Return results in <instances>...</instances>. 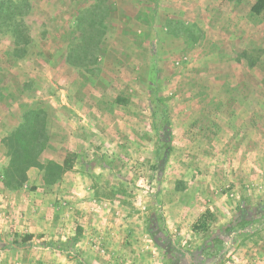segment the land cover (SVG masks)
Masks as SVG:
<instances>
[{"label": "rangeland", "instance_id": "1", "mask_svg": "<svg viewBox=\"0 0 264 264\" xmlns=\"http://www.w3.org/2000/svg\"><path fill=\"white\" fill-rule=\"evenodd\" d=\"M255 1L236 6L238 12L229 7L228 15L210 6L214 13L201 17V27L196 6L186 9L180 0H118L121 14L116 0H81L76 27L54 20L49 5L0 0V62L20 55L14 44L25 49L35 41L39 52L53 40L60 51L74 42V61L87 70L103 65L88 72L87 144L66 148L64 126L57 133L63 140L41 155L57 163L73 153L72 170L49 185L33 167L21 188L8 189V149L0 146V264H51L42 259L55 255L138 264L132 246L108 243L104 227L116 220L142 225L139 250L147 264H251L244 260H255L258 248L264 257V108L251 114L264 104V12L249 17ZM73 28L82 30L74 41ZM11 67L8 77L0 66V83L31 72L26 63ZM112 101L120 103L114 111ZM38 108L30 111L42 115ZM251 156L261 163H248ZM29 234L30 247H3Z\"/></svg>", "mask_w": 264, "mask_h": 264}, {"label": "crops", "instance_id": "2", "mask_svg": "<svg viewBox=\"0 0 264 264\" xmlns=\"http://www.w3.org/2000/svg\"><path fill=\"white\" fill-rule=\"evenodd\" d=\"M84 1V0H83ZM118 0H116V3H114L117 7L116 12L122 13L120 8L118 7L120 4L117 3ZM242 3H239V2ZM258 0H256L254 3H252L251 8H248V13H250L249 17H252V14L254 18H258L260 15H256L252 12V7L257 3ZM30 4L37 6H41L42 9H44V6H51L54 7L48 12L53 14H56L54 16L55 18L58 16L60 21L66 22L70 21L73 22V25L79 24V13L80 10L83 9V6L80 8L81 0H29ZM246 2V3H245ZM182 4L181 6L185 7H192L195 5V12L198 15L196 19V24H199L201 27L204 26L206 23L205 20H202L201 17L205 15L203 19L209 18L213 13L214 10H211L210 6H215V4H219L222 6V11L225 14L228 15V9L230 7L231 10H234L235 12H238L240 9L236 6L244 5L249 3V0H180L179 2ZM178 3V4H179ZM53 4V5H50ZM179 4V5H180ZM84 5V4H81ZM64 6V8L60 9L59 7ZM204 7L207 10L204 12ZM165 10V9H164ZM31 13V12H30ZM182 14V13H180ZM51 16V17H52ZM53 19L50 18V21ZM53 20V21H54ZM47 21V20H46ZM210 24V27L212 28V22L211 20L208 22ZM77 27V26H76ZM49 30V27L46 28ZM204 29V28H203ZM46 30V31H47ZM82 30L71 29L69 31V35L72 37V41H74V38L80 34ZM205 36L208 37V30L204 29ZM203 31V33H204ZM239 34V31L236 33ZM29 35H31L29 33ZM45 39L49 38L50 35L48 32H41L40 36H44ZM5 37H12L11 34H4ZM204 36V35H203ZM32 38V37H31ZM44 39V40H45ZM39 43H42L41 39L38 41ZM50 48H47L45 45L42 44V49L37 47H40L36 44L35 41H31V45L25 49H23V44H14V52H19L20 55L17 56L15 54L14 61H11L8 59V55L6 56V59L9 62H0V66H3L4 68H7L9 74L11 73V66H20L24 65V63L30 65L29 70L31 72H27L24 74L23 78L20 80L12 79V83L5 80H2L3 82L0 83V106H2V112H0V146H4V138L16 127H18L24 118V115L27 111L31 109H37L38 107L43 108L44 111L48 115V131L50 133V144L46 148V151L53 152L54 149V142H59L63 139H59L57 136V133L63 134L65 130L64 126H67L66 129V143L70 146L76 147V145H79L80 143L87 144V141L85 140V135L83 127L86 124V121L89 117L88 111L90 108V95L88 93V72L91 74L93 68H103V65L101 64V60L97 61L96 64L89 67L88 71L86 67H84V64L75 63L71 60L73 48L75 46L74 42L72 43V46L69 45L66 48H62V50L57 49V44L52 40ZM27 45V44H26ZM25 45V46H26ZM247 49V48H246ZM245 52H242V55H244ZM246 55L248 53L246 52ZM38 57V58H37ZM10 58V56H9ZM51 58V59H50ZM11 59V58H10ZM12 60V59H11ZM234 60V58H232ZM33 61V62H32ZM248 68L250 67V64L248 63ZM26 68V67H25ZM86 70H85V69ZM92 68V69H91ZM23 69V68H22ZM95 70L94 72H96ZM100 71L98 70L97 73ZM27 74V75H26ZM245 79V78H244ZM39 84H36V83ZM15 86L13 88L12 85ZM98 89V88H97ZM15 92V93H13ZM99 97L97 94L95 95ZM246 97V94L243 96L242 99ZM116 99V98H112ZM236 100H239V98H234ZM100 100V97L98 101ZM121 103V100H119ZM113 102V106L111 105L112 111L115 110L116 104L115 101ZM115 102V103H114ZM96 107H99L98 104H95ZM264 108V104L257 105V108H254L251 112H260V108ZM39 109V108H38ZM46 109V110H45ZM259 109V110H258ZM264 111V110H263ZM94 112V111H93ZM11 120V121H10ZM99 121V120H98ZM250 123V122H249ZM252 128V125H248ZM257 129V128H254ZM257 145L255 146V149H262L261 148V142H255L254 140H250ZM67 146L66 148H70V146ZM252 145H248V147H251ZM232 147H237L235 144ZM252 149V148H250ZM73 154V153H70ZM75 155V154H74ZM258 155H261L258 154ZM66 157L63 158V160H56L57 163L63 164ZM253 159L254 163H261V160H254V157L251 156V158H248V163H250ZM263 161V158H262ZM2 163L7 165L8 159L4 156L2 159ZM75 163V162H74ZM114 222V224H110V229L108 227H104L106 234L109 235L108 243L110 245H114L117 247H125V250H128L130 246L133 250V254L136 255L134 258L135 262L138 264H147V262H150L151 259L148 255L141 253L139 250V243L141 241L139 240L141 236V229H143L142 225L139 223L133 221L132 223H125V224H117ZM178 226V224H177ZM38 231V228H35ZM93 232H96V229L94 228ZM131 233L128 235L127 233ZM32 235V234H29ZM107 235V236H108ZM32 241L30 245L23 246L22 243H20V246L18 248L23 247H30L33 245V241L35 240L34 235H32ZM93 236V235H92ZM97 236V235H96ZM95 237V235L93 236ZM92 238V237H91ZM89 238V239H91ZM93 239V238H92ZM79 240V236L74 238V241ZM79 242V241H78ZM7 243V242H5ZM10 243V242H9ZM79 243H76L78 246ZM47 248L54 246L52 242H49L46 244ZM255 250L256 255L258 254L257 258L255 260H251L247 258L244 260L245 262H250L251 264H264V257L261 256L262 252L261 249ZM44 255H47L45 253ZM87 257V258H86ZM79 261L76 258L68 257L66 259L65 257H61L57 259V256L55 255L54 260L50 261L48 258L42 259V261L46 262H53L51 264H58L59 261H67L64 264H111L113 261L110 259H104L103 261H99L94 259L93 261H88V258L90 256H86ZM91 259V258H89ZM41 262H39L40 264Z\"/></svg>", "mask_w": 264, "mask_h": 264}, {"label": "trees", "instance_id": "3", "mask_svg": "<svg viewBox=\"0 0 264 264\" xmlns=\"http://www.w3.org/2000/svg\"><path fill=\"white\" fill-rule=\"evenodd\" d=\"M263 11L264 0H258L252 7V12L260 15ZM75 52V50L72 52V61L80 58ZM74 62L77 63L76 61ZM93 62H96V60ZM79 63H83V61ZM29 111L24 115L22 123L4 139V144L8 149L9 163L3 172V183L8 189L17 190L21 188L28 181V171L33 167L45 172L44 180L49 185L54 184L65 172L72 170L74 167V154H68L63 164H58L54 161L45 163L41 160V155L48 147L47 143L50 140L47 113L42 111L43 114L41 115L36 111ZM168 138L171 141V133ZM242 209L248 214L249 210L247 211V208L243 207ZM261 210L259 208L255 209L256 212ZM32 238V235L25 236L22 240L23 246L30 245ZM19 246L20 243L18 241H13L4 243L3 247L18 248Z\"/></svg>", "mask_w": 264, "mask_h": 264}]
</instances>
